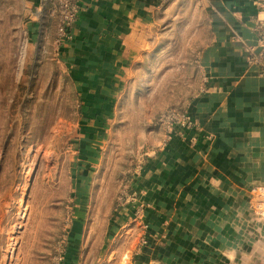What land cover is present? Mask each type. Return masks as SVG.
Wrapping results in <instances>:
<instances>
[{"label": "crops", "instance_id": "1", "mask_svg": "<svg viewBox=\"0 0 264 264\" xmlns=\"http://www.w3.org/2000/svg\"><path fill=\"white\" fill-rule=\"evenodd\" d=\"M259 1L78 0L79 17L62 53L81 99L83 130L76 140L84 161L106 144L111 132L107 118L146 76L142 68L139 77L136 67L146 56L153 61L150 67L155 65L161 21L169 19L173 4L194 6L203 21L207 12L210 22L212 36L193 51L211 84L185 109L196 123L176 126L153 154L147 149L149 157L133 181L141 203L148 205L147 231L136 224V204L120 210L127 233L135 228L144 241L131 264H264V206L260 212L255 208L256 201H264L255 193L264 186V73L248 61L249 47L257 44ZM26 7L28 29L43 36L54 1L26 0ZM182 63L186 66L177 67L185 72V86L194 58L177 62ZM81 172L79 178H86V169ZM119 215L109 237L122 230ZM83 221L72 228L65 264H79Z\"/></svg>", "mask_w": 264, "mask_h": 264}, {"label": "rangeland", "instance_id": "2", "mask_svg": "<svg viewBox=\"0 0 264 264\" xmlns=\"http://www.w3.org/2000/svg\"><path fill=\"white\" fill-rule=\"evenodd\" d=\"M53 8L48 18L53 23L36 37L27 27L26 0H0V264H52L58 254L65 264L70 233L82 220L79 264H125L127 259L131 264L144 241L135 228L127 233L121 211L136 204L130 219L148 228V205L141 203L133 181L149 157L147 149L153 154L168 135L161 114L190 108L193 96L206 93L205 74L211 86L198 52L193 53L212 36L208 14L203 21L194 6L173 4L169 19L161 21L155 65L150 67L153 61L145 55L134 72L140 77L145 68L146 76L107 118L106 144L84 161L76 140L83 130L81 99L58 50ZM193 58L184 86L185 72L177 65H186L177 62ZM83 168L88 175L80 179ZM118 212L122 230L109 237Z\"/></svg>", "mask_w": 264, "mask_h": 264}, {"label": "built area", "instance_id": "3", "mask_svg": "<svg viewBox=\"0 0 264 264\" xmlns=\"http://www.w3.org/2000/svg\"><path fill=\"white\" fill-rule=\"evenodd\" d=\"M54 9L53 16L58 18V50L62 54L63 45L72 38V28L79 17L78 0H53ZM260 11L256 18L254 31L257 38V44L248 49V61L258 65L264 73V0L259 1ZM203 92H207L209 88V79L205 74ZM206 85V86H205ZM160 121L165 126L168 134L172 132L176 126H192L195 120L192 118L189 110H167L160 116ZM52 264H64V256L57 255Z\"/></svg>", "mask_w": 264, "mask_h": 264}, {"label": "bare ground", "instance_id": "4", "mask_svg": "<svg viewBox=\"0 0 264 264\" xmlns=\"http://www.w3.org/2000/svg\"><path fill=\"white\" fill-rule=\"evenodd\" d=\"M56 132L59 133V130L57 129ZM255 193L258 194V196L264 197V186L259 187V190H256ZM262 202L263 201H259V202L256 201L255 203V208L258 212H260L261 206L263 205ZM125 264H128V259L126 260Z\"/></svg>", "mask_w": 264, "mask_h": 264}]
</instances>
